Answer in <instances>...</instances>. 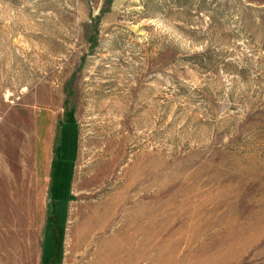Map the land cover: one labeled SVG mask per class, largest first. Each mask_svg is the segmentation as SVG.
<instances>
[{"label": "rangeland", "instance_id": "rangeland-1", "mask_svg": "<svg viewBox=\"0 0 264 264\" xmlns=\"http://www.w3.org/2000/svg\"><path fill=\"white\" fill-rule=\"evenodd\" d=\"M109 168L131 264H264V0H0V264H89Z\"/></svg>", "mask_w": 264, "mask_h": 264}, {"label": "bare ground", "instance_id": "bare-ground-1", "mask_svg": "<svg viewBox=\"0 0 264 264\" xmlns=\"http://www.w3.org/2000/svg\"><path fill=\"white\" fill-rule=\"evenodd\" d=\"M109 170L110 168L108 170L103 169L101 172L99 170V172L94 174L90 181L85 184L84 187L89 192L85 195V203L77 212L78 227L74 233L73 240L76 248L85 249L82 257L86 254L87 249L91 248L97 241L102 240L99 243L101 252L97 251L89 264H117V262H119V257L121 260H124L121 257V250L124 252L126 258L124 264H131L129 254L132 239L134 238L131 236L130 229L135 218L134 208L131 206V198L129 199V193L132 191L133 185L131 181L128 183L126 182L127 184L115 197L109 198V195L105 194V198L102 194L104 192V185L108 178ZM140 184L142 190L145 191L144 174H141ZM92 188L96 189L91 190ZM145 208V203L142 202L139 212L142 221L146 214ZM114 222H117V226L114 230H111V226ZM143 225L144 223L142 226ZM134 235L135 234H133V236Z\"/></svg>", "mask_w": 264, "mask_h": 264}, {"label": "flooded vegetation", "instance_id": "flooded-vegetation-1", "mask_svg": "<svg viewBox=\"0 0 264 264\" xmlns=\"http://www.w3.org/2000/svg\"><path fill=\"white\" fill-rule=\"evenodd\" d=\"M53 195H54V191H52V195H51L52 198H53ZM44 229H46L45 231L46 237H48L49 233L50 234L54 233V230L56 229V221L54 220L52 213H50L49 215L45 217Z\"/></svg>", "mask_w": 264, "mask_h": 264}, {"label": "crops", "instance_id": "crops-1", "mask_svg": "<svg viewBox=\"0 0 264 264\" xmlns=\"http://www.w3.org/2000/svg\"><path fill=\"white\" fill-rule=\"evenodd\" d=\"M4 179H5V183H6V181L8 182V180H7V164L5 166Z\"/></svg>", "mask_w": 264, "mask_h": 264}, {"label": "trees", "instance_id": "trees-1", "mask_svg": "<svg viewBox=\"0 0 264 264\" xmlns=\"http://www.w3.org/2000/svg\"><path fill=\"white\" fill-rule=\"evenodd\" d=\"M69 180V179H68Z\"/></svg>", "mask_w": 264, "mask_h": 264}]
</instances>
